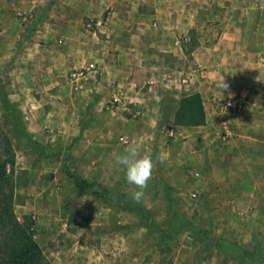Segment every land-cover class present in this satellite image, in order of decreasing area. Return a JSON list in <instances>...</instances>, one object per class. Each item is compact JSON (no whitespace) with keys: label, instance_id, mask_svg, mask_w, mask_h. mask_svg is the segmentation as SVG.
Here are the masks:
<instances>
[{"label":"rangeland","instance_id":"1","mask_svg":"<svg viewBox=\"0 0 264 264\" xmlns=\"http://www.w3.org/2000/svg\"><path fill=\"white\" fill-rule=\"evenodd\" d=\"M245 2L264 33V0ZM124 4L115 37L101 28L111 10L99 0H0V85L45 156L8 135L17 221L49 264H264V42L250 38L259 54H228L207 77L214 62L190 54L206 25L173 22L172 35L154 8ZM137 34L139 59L129 63L122 49ZM209 91L215 115L205 117ZM192 93L204 123L178 126V101ZM229 97L240 112L219 113ZM0 126L9 134L1 104ZM137 138L158 161L140 203L115 162Z\"/></svg>","mask_w":264,"mask_h":264},{"label":"crops","instance_id":"2","mask_svg":"<svg viewBox=\"0 0 264 264\" xmlns=\"http://www.w3.org/2000/svg\"><path fill=\"white\" fill-rule=\"evenodd\" d=\"M140 1L148 5V11L151 12V9L154 8L156 20L164 17V19L162 18V23H164V27L168 29L167 33L172 35V29L174 27L172 25L173 22H177L176 27L179 29L183 26L194 28L206 25L208 27V32L210 34H205L203 39H198V43L201 45H197L190 52V54H206L204 59L208 60V62H214V64L211 63L208 65L204 72L205 74L207 73V77L208 73L210 76L211 72H213L212 67L216 66V61H223L228 59L227 57H231L228 56V54H233L238 60L246 59L248 54H259V52L255 50L248 49L250 38L262 43L264 42L263 26L260 25L258 21L249 19L251 12L245 0H235V3L233 0H207V2H194L193 0H138V2ZM124 2L125 0H99L101 9L109 7L111 10L110 17L105 19L101 27L104 33L106 32L105 25L111 26L112 34L110 35L116 37L118 33L117 28L124 25L126 18L125 14L127 13L126 4H124ZM74 4L75 3H72L71 5L73 6ZM138 5V7H140L141 3ZM92 8V6H89L85 9L87 15H91L89 11ZM139 11H141V9H139ZM136 17L140 18L142 15L137 11ZM207 21H210L208 25ZM156 23L160 24L158 21ZM213 24L215 26H213ZM250 26L252 28L251 32H249ZM213 29L214 32L211 35ZM137 35L138 36L130 37L133 47L126 46L122 49L124 50V54H127L126 59L130 60L129 63H133V59H139L137 52L140 51L141 46L137 50V44H142L143 37L139 36L140 34ZM106 36L108 37V35ZM172 38H170V40H172ZM115 40L116 38L113 37L112 42L114 43ZM160 43H164V39H162ZM170 43H172V41H170ZM115 46L116 51L121 53V45L119 46V43L116 42ZM106 47L107 46H103V52L99 53L105 54L104 57L109 54V52L105 50ZM159 51L164 52L165 50ZM243 54H247V56ZM216 70H218L217 66ZM210 83L211 81H203L201 85L203 88L210 90L212 89L209 85ZM206 93L209 95V102H207V109L204 107L205 117L206 110L209 117H212L215 115L213 98H211L212 94L210 91Z\"/></svg>","mask_w":264,"mask_h":264},{"label":"trees","instance_id":"3","mask_svg":"<svg viewBox=\"0 0 264 264\" xmlns=\"http://www.w3.org/2000/svg\"><path fill=\"white\" fill-rule=\"evenodd\" d=\"M0 104L10 119L9 134L0 126V264H49L32 239V233L25 221L18 222L13 210V165L14 154L8 135L23 139L32 154L45 157L37 149L21 125L19 111L9 102L6 92L0 85ZM204 115L201 98L198 93L182 97L177 104L174 124L184 127L203 125ZM76 186H83L72 175ZM124 204L122 203L121 206ZM221 254H228L218 250Z\"/></svg>","mask_w":264,"mask_h":264},{"label":"clouds","instance_id":"4","mask_svg":"<svg viewBox=\"0 0 264 264\" xmlns=\"http://www.w3.org/2000/svg\"><path fill=\"white\" fill-rule=\"evenodd\" d=\"M218 87L224 91L230 90V85L224 78L218 82ZM143 143V138L130 141L124 151L115 158L117 165L124 166L128 183L135 185L138 189L133 193V199L137 203L144 198V189L147 188L158 162L153 159L150 152L143 151Z\"/></svg>","mask_w":264,"mask_h":264},{"label":"built area","instance_id":"5","mask_svg":"<svg viewBox=\"0 0 264 264\" xmlns=\"http://www.w3.org/2000/svg\"><path fill=\"white\" fill-rule=\"evenodd\" d=\"M79 75H81L80 72H72L69 76L71 78H75ZM217 108H218L219 113H222V114H225L230 111L237 113V112H240L241 104L239 103V101L235 100L234 98L229 97L217 103ZM223 126L225 128V124Z\"/></svg>","mask_w":264,"mask_h":264}]
</instances>
